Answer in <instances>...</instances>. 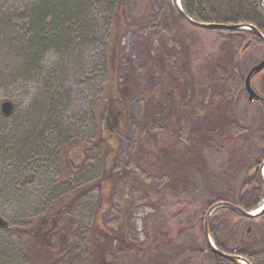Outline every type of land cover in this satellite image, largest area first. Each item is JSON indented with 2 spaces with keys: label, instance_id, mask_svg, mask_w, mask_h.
Listing matches in <instances>:
<instances>
[{
  "label": "rangeland",
  "instance_id": "1",
  "mask_svg": "<svg viewBox=\"0 0 264 264\" xmlns=\"http://www.w3.org/2000/svg\"><path fill=\"white\" fill-rule=\"evenodd\" d=\"M28 1L0 0V105L4 101L13 104L7 115L0 109V216L7 222L0 228V264L44 263L47 254L55 251L51 244L43 256V246L38 247L39 252L35 248L28 250L40 240L21 244L11 229L28 227L29 221L46 211L52 213L51 209L60 214L58 229L68 234L70 244L69 251L55 264H87L84 249H92L91 227L93 231L107 232L123 228L130 241L147 247L157 243L165 246L172 239L166 252L173 258L171 264H215L204 236L209 207L216 203V196L229 198L231 201L226 202L231 204L239 197L248 202L258 196L253 182L263 162H258V154L264 146V68L250 81L259 101H249L244 81L250 68L264 59V46L252 43L240 51L247 37L193 26L175 12L171 0H124L126 21L122 25L126 31L120 43L113 41L117 57L111 60L112 48L107 50L105 44L111 36L104 18L105 6L94 3L90 11L94 28L88 41L67 53L46 56L44 67L57 68V82L47 85L44 72L30 78L16 75L20 59L8 44L10 23L7 21L6 27L1 23L7 14H15L16 18L17 10ZM224 55L227 60L223 63L211 61ZM158 58L165 60L164 66L175 72L174 76L161 73ZM126 83L132 92L125 101L127 113L119 122L124 130L121 135L113 130L117 145L108 143L113 154L110 162L115 160L114 170L119 174L115 187L108 189L113 194L105 192L100 198L95 184L101 182L98 177L103 154L91 141L100 127L104 102L117 84ZM184 83L191 84L194 96L180 109L187 118H159L154 131L145 129L143 113L166 111L160 103L171 98L170 92L178 96L177 90ZM46 87L55 90V98ZM213 90L226 94L223 105L227 110L223 113L227 117L232 112L234 118L228 124L220 118L225 126L216 144L204 148L207 172H188L174 191L168 176L153 174L156 164L148 173L136 162L150 159L147 150L155 138L162 146L188 144L194 118L203 117L205 109L217 103L209 98ZM118 104L124 105L123 101ZM112 121L110 116L106 125L111 127ZM201 124L197 119L194 128ZM143 137L146 147L137 153L136 143ZM70 142L71 151L63 147ZM73 165L79 169L72 170ZM162 168L166 169L165 165ZM99 185L104 188L103 182ZM263 200L264 190L257 197L256 207ZM98 202L97 221L93 222ZM232 211L217 208L207 219V233H214L220 249L244 248L255 240V250L264 252V236L260 240L255 236L258 229L264 230V216L248 218ZM209 239L214 245V240ZM202 249L206 251L200 253Z\"/></svg>",
  "mask_w": 264,
  "mask_h": 264
},
{
  "label": "trees",
  "instance_id": "2",
  "mask_svg": "<svg viewBox=\"0 0 264 264\" xmlns=\"http://www.w3.org/2000/svg\"><path fill=\"white\" fill-rule=\"evenodd\" d=\"M94 3H100L102 6H105L104 18L111 31L110 39L109 41H106L105 44L107 50L108 48H112L111 60H114V58L117 57V46H115V48L112 47L113 41H116L117 44L120 43V37L126 31L122 25V22L126 21L124 16V0H30L26 2L21 9L17 10L18 13L16 12V18L14 17L15 14H7L4 19L1 20V23L5 27L7 26V21L10 23V26L8 27L10 29V33L9 30L7 31L10 34L8 44L12 47L13 51H16L18 54L17 56L20 59L19 66L15 71L16 75L21 78H24L25 76L30 78L32 75L38 76L41 75L40 73L44 72V76L47 74V85L54 83L53 80L57 82V68L48 70L44 67V60L50 53H55L56 55L57 53H67L68 50L74 46L80 47L84 44V42L88 41L94 28L92 16L90 14ZM181 4L185 13L195 21L228 25H251L253 23L264 35V28L261 26L262 22L260 20H255V18L251 19L248 15L249 13H252V10L254 15H263V11L261 10L258 1H247L245 4L241 0H181ZM235 18L237 19L235 20ZM206 30L217 32L226 31L229 35L232 34V31L225 29L207 28ZM263 41L264 40H262V43H264ZM230 56L228 57L231 60ZM218 59H211V61H220L223 63L225 59L227 60V57L224 55L218 57ZM158 62L160 63L159 66L162 68V74L170 73L174 76L175 72H173L168 66H164V59L158 58ZM175 84L179 83L175 82ZM183 85L184 86L182 88L177 90L178 96H175L173 92H170L171 98H167L166 101L160 103L163 104L166 111L157 112L154 110L152 113H143L142 123L145 129L149 127L150 131H154L153 128H155L156 122L159 118H162V121H169L168 119H171L170 116L173 115H175L177 119L176 121H179L181 117L187 118V116H185V112L180 111V109L186 107L189 104V100H192L194 96L191 92V84L184 83ZM46 88L52 98H55L57 95L55 90H51L49 87ZM131 92L132 90L130 89V85H128V83L122 84L121 86L119 84L116 85L112 91L113 94L110 95V98L108 97L107 102H104L103 110L100 113L101 118H99L100 127L96 130L95 137L91 141L94 145L95 143L99 145L98 146L96 144L95 146L97 148L99 147L98 151L100 154L101 152L103 154V163L101 165L98 180L103 182L104 188L102 189V186L99 185L101 182L95 184L98 187L100 198H104L103 194H105V192H108V194L111 195L113 194V191L108 189H110L113 185L115 187V182L118 178L119 172L116 173L114 170L115 160L110 162V160L112 161L113 154L111 153V148H109L108 143H110L111 146H113V144L114 146L118 144V139L113 134V130L118 131L117 134L119 135H121L123 132L122 130H124V126L119 124V122L121 117L123 120V117L127 113L125 101L127 102L126 98L131 95ZM114 96L115 102L112 101ZM209 98L217 103L213 107L211 106L209 109H205L203 117L194 118V123H192L193 136L188 144L179 146V144H176L178 142H176L169 146H162L158 144L155 138L151 149H146L150 159L136 162L138 166H144L148 173H152L151 168L154 164H156L155 173L153 174L158 177L164 175L168 176L174 184V191L176 190L175 187L178 188V183H182L186 179L188 172H207L206 165L208 162L206 164L207 157L204 153V148H211L214 144H216V137H218L220 129L225 126L220 123L219 119L224 118V121L228 124L234 118V114H232V112L227 117L223 113V111L227 110V108L223 105V101L226 98L225 93L220 94L216 90H213ZM122 101L124 103L123 106L118 104ZM202 105L203 104L201 103L200 106L202 107ZM117 112H120L121 115H115ZM110 116L113 121L110 124L111 127H108L106 123L108 122ZM149 119L152 121H149ZM197 119H200L203 124L194 128V125L197 123ZM191 120L192 119H190V121ZM158 123L159 122H157V124ZM146 136L147 135H145V137ZM145 137L137 141L135 152L138 153L140 149L142 150L146 147V144H142ZM121 140L120 145L122 143ZM72 144L73 142H70L65 144L63 147L71 151L72 149H70V146ZM120 145L118 146V150L120 149ZM259 160L260 162L264 160V146H262L259 150L258 162ZM162 165H165L166 169H163ZM76 169H79V167L74 166V168H72V170ZM157 171H159L158 175L156 174ZM124 172L125 171L122 173ZM255 172L256 175L253 182V189L255 194L259 196L263 191V186L258 175V169ZM124 175H127V172H125ZM179 178H182V180ZM78 196L79 194H77L74 198ZM257 197L253 200H249L248 202L242 197H239L235 204L245 210H250L256 207ZM216 200V203L231 201L229 198L225 199L221 196H216ZM102 201L104 200L102 199ZM72 203L73 202H70V205ZM98 203L99 204L95 205L93 222L97 221V210L99 209L100 202ZM51 211L52 213L50 211H46V213L44 212L42 215L37 216L34 220L29 221L30 225L28 227L18 226L11 229V231L19 238L21 244L30 240L32 243H34V240H40L41 243L37 242L32 244L31 247H28V250L35 248L36 252H39L38 247L43 246L45 247V250L42 251L43 256L46 249L51 244L55 251H51L47 254L44 258L43 264H49V261H54L52 264H55L57 259L70 249V244L67 243L69 238L68 234L62 233L58 229V227H61L59 222L60 214L57 213V209H51ZM262 216H264V214L255 217V219ZM53 217H56V219H53ZM122 230L123 228L118 231L113 229L112 231L115 232H107L100 229L93 231L91 227L89 236L91 239L90 247L92 249H84L87 261L86 263L171 264L170 260L173 261V258L167 257L168 255L166 254L167 248H171L172 246V239H168L165 246L161 243H157L148 244L147 247L145 246L147 244L134 243L133 241H130L127 237H125L126 235ZM210 234L212 239L219 246L214 233ZM255 236L260 237L261 239V237L264 236V230L258 229ZM57 240L62 242L58 244ZM84 241H88V239H85ZM250 245L253 246L251 247L252 249L240 248L238 250L239 254H241L242 257L249 263L253 260L256 261L259 259L257 263L252 264H264V261L260 262V257H262L264 253L260 250L257 252L258 249L255 250V240L251 241ZM20 251L22 253L24 251V247H22ZM205 251L206 250L202 249V251L199 252L204 253ZM207 251L212 255V251L208 245ZM214 260L220 264L237 263L227 257L222 258L214 256Z\"/></svg>",
  "mask_w": 264,
  "mask_h": 264
},
{
  "label": "water",
  "instance_id": "3",
  "mask_svg": "<svg viewBox=\"0 0 264 264\" xmlns=\"http://www.w3.org/2000/svg\"><path fill=\"white\" fill-rule=\"evenodd\" d=\"M260 2L262 3V5L264 6L263 0H260ZM172 6L175 10V12L183 19L185 20L187 23L196 26V27H200V28H213V29H227V30H233V29H239L241 27L247 26L249 29H253L255 31V33L257 34V36L259 38H261L262 40H264V36L257 30L255 29L253 26L248 25V24H234V25H228V24H219V23H204V22H199V21H195L193 20L191 17H189L185 11L182 9L180 0H171ZM264 67V59H262L261 61H259L256 65H254L249 72L247 73L246 77H245V81H244V88L246 89V91L248 92V98L249 101L253 102L256 99H258V96L256 95L255 91L253 90V88L250 85V79L253 73L258 72L259 70H261ZM13 104L10 101H4L1 103L0 105V109L1 112L4 115H7L8 113H10V111L12 110ZM263 168H264V161L261 164V168L258 171L259 172V178L262 182L263 188H264V181H263ZM220 207H227L230 209H233L235 211H237L240 215L244 216V217H253L255 215H258L260 212H258L257 214H252L249 211H245L243 209H241L240 207L228 203V202H217L213 205H211L208 209V211L205 214V221H204V234H205V238L206 241L208 243V245L210 246L211 250L215 253L218 254L220 256L223 257H228V258H233L236 260H244L247 264H249L245 259H243L241 256L238 255H226L225 253L217 250L213 244L211 243L207 230H206V222L207 219L210 217V215L217 209ZM7 225V222L5 221V219H3V217L0 216V227H5Z\"/></svg>",
  "mask_w": 264,
  "mask_h": 264
},
{
  "label": "flooded vegetation",
  "instance_id": "4",
  "mask_svg": "<svg viewBox=\"0 0 264 264\" xmlns=\"http://www.w3.org/2000/svg\"><path fill=\"white\" fill-rule=\"evenodd\" d=\"M242 2H244L245 4L247 3V1H258V4L260 5V8H261V10L263 11V15H254V13H253V10H252V13L250 14H248L249 16H250V18L251 19H254L255 18V20H260L262 23V27L264 28V6L262 5V3L260 2V0H241ZM263 3H264V0H263ZM237 18H235V20H236ZM251 26H253L255 29H257L262 35H263V33L257 28V26H255L253 23L251 24ZM230 31H232V34L234 35V37L235 36H241V37H247L246 38V42L243 44V46L240 48V51H243L246 47H248L250 44H252L253 43V45L254 46H256V45H258V46H264V43H262V40H261V38H259L258 36H257V34L255 33V31L253 30V29H248V30H240V29H233V30H230ZM231 34V35H232ZM229 35V34H228ZM255 37V38H254ZM257 38V39H256ZM264 42V41H263ZM232 52H233V50H234V48L232 47ZM226 57H227V55H226ZM264 68V67H263ZM262 68V69H263ZM257 73V72H256ZM253 74H255V73H253ZM252 74V75H253ZM261 98L259 97V99H257V100H255V102H257V101H259ZM256 202L258 203V201H257V199H256ZM257 203H256V205H257ZM236 205V204H235ZM236 206H238V205H236ZM238 207H240V206H238ZM241 209H243V210H245L244 208H242V207H240ZM233 210V209H232ZM245 211H248V210H245ZM233 212H236L235 214H239L237 211H235V210H233ZM261 214H264V211L261 213ZM261 214H259V215H261ZM240 215V214H239ZM258 215V216H259ZM242 216V215H241ZM257 217V216H256ZM253 218H255V217H253ZM247 232L249 231V228H248V230H246ZM209 235V237L210 238H212L211 237V234L209 233L208 234ZM206 239V238H205ZM258 240H260V237L258 238ZM205 242L207 243V241L205 240ZM251 244V243H250ZM208 245V244H207ZM214 246H215V248L217 249V250H219V251H221V252H223V253H225L226 255H238V256H241L242 257V255L241 254H239V249L241 248H238V246H235V247H233L232 248V250H230V251H226V250H224V249H220L219 248V246L217 245V243L214 241ZM256 246H257V244H256ZM251 247H253V246H247V247H244V248H248V249H252ZM214 252H212V255H213V257L214 256H219V257H222V258H224L223 256H220V255H218V254H213ZM264 253V252H263ZM243 258V257H242ZM228 259H230V260H233V261H235V262H237V260L236 259H233V258H228ZM257 261H259V259H257L256 261L255 260H253L251 263H249V264H252V263H257ZM262 261H264V255L262 256V257H260V262H262ZM215 264H220L219 262H216L215 261Z\"/></svg>",
  "mask_w": 264,
  "mask_h": 264
},
{
  "label": "bare ground",
  "instance_id": "5",
  "mask_svg": "<svg viewBox=\"0 0 264 264\" xmlns=\"http://www.w3.org/2000/svg\"><path fill=\"white\" fill-rule=\"evenodd\" d=\"M240 30H248L249 28L247 26L239 28ZM262 206H259L256 210L251 212L252 214H257L261 210Z\"/></svg>",
  "mask_w": 264,
  "mask_h": 264
}]
</instances>
